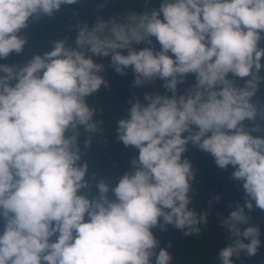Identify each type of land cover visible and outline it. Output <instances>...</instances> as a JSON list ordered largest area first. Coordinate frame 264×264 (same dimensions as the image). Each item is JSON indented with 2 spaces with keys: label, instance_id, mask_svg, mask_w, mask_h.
<instances>
[{
  "label": "clouds",
  "instance_id": "clouds-1",
  "mask_svg": "<svg viewBox=\"0 0 264 264\" xmlns=\"http://www.w3.org/2000/svg\"><path fill=\"white\" fill-rule=\"evenodd\" d=\"M77 2L0 0V59L23 52L30 18ZM262 39L264 0H161L122 22L85 24L75 48L57 40L18 68L0 64V264H170L152 230L171 224L189 235L207 221L189 208V143L219 168L231 165L247 197L221 220L234 238L219 251L221 264L242 251L255 256L259 227L240 225L250 219L245 208L264 211V136L244 124L264 119L252 101L264 82ZM141 43L148 46L136 50ZM93 56L110 57L121 76L131 68L134 87L159 79L166 92L145 93L146 104L130 98L117 140L138 156L114 187L101 179L90 196L82 192L88 165L78 163V128L96 131L86 97L109 86ZM189 74L194 86L178 95Z\"/></svg>",
  "mask_w": 264,
  "mask_h": 264
},
{
  "label": "trees",
  "instance_id": "trees-1",
  "mask_svg": "<svg viewBox=\"0 0 264 264\" xmlns=\"http://www.w3.org/2000/svg\"><path fill=\"white\" fill-rule=\"evenodd\" d=\"M160 3L161 0H78L76 4L62 5L60 10L54 12L51 17L42 15L39 20L30 18L29 26L21 32L28 41L23 52L19 55L13 53L7 60L0 59V64L15 65L18 68L32 56L43 55L52 50L57 40H64L66 47L75 48L78 30L85 24L91 28L98 21L116 19L122 22L129 14L151 11L153 8H159ZM152 41L155 48L159 50L160 45L155 37H152ZM146 46L148 45L144 43L134 45L136 50ZM260 47H264V39L261 40ZM93 60L104 65V70L99 75L108 82L109 86L101 85L97 92L86 97L89 108L94 110L92 122L96 124V131L88 132L83 126L78 128L77 144L81 155L78 163L88 165L85 179L89 187L82 192L90 196L97 195L96 183L101 179L114 187L123 174L132 170L130 162L132 158L138 156V149L125 147L117 140V121L126 118L131 106L130 98H139L146 104L145 93L165 94L166 92L162 87L163 81L159 79L134 87L131 68L127 70L128 74L125 76L117 74L110 66V57L93 56ZM260 74L264 76V68ZM235 79L237 84L243 86L244 80ZM194 84L195 77L189 74L185 82L178 85L177 94L185 93ZM167 94L171 95V93ZM252 101L259 109L264 110V82L260 83L259 90ZM244 124L246 130L259 125L260 131L252 134L264 136V119L261 115L258 114L255 122L245 121ZM67 135L72 133L68 132ZM86 141L90 143L86 144ZM183 158L190 162L195 174L194 179L190 181L189 208L194 209L198 217L207 213V221L198 225L200 229L198 233L193 232L189 235H185L184 230L176 229L171 224L166 226V231H161L159 228L153 229L159 241L156 251L158 252L159 248H167L172 257L170 264H221L219 251L231 244L234 239L230 238L231 234L226 228L221 227V220L228 217L231 211L236 209L237 204L244 205L247 197L242 182L232 179L234 169L231 165L227 170L219 168L211 154L191 143L187 146ZM109 196L111 197V193ZM245 212L250 219L247 225H240V227L243 229L248 226H258L261 244L255 256H247L242 251L238 258L234 255L232 259L234 264H264V211L256 208L254 204L250 212L247 208ZM3 226V221L0 220V231ZM52 239L55 240V237ZM244 242L250 241L245 239ZM169 243L171 247H168Z\"/></svg>",
  "mask_w": 264,
  "mask_h": 264
}]
</instances>
